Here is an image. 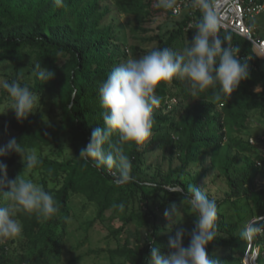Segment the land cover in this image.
<instances>
[{"label":"trees","instance_id":"obj_1","mask_svg":"<svg viewBox=\"0 0 264 264\" xmlns=\"http://www.w3.org/2000/svg\"><path fill=\"white\" fill-rule=\"evenodd\" d=\"M156 3L64 0L63 7H57L53 0H0V70L7 81L19 78L41 98L39 109L22 123L14 112L5 116L13 137L35 149L42 161L27 178L49 191L59 208L47 221L35 214H18L23 224L20 245L29 247L25 249L30 253L25 257L28 263L42 261V256L31 254L34 252H58L60 258L63 253L80 250L97 224L99 230L109 231L107 246L99 242L92 252L102 256L106 264H147L152 244L144 233L149 232L165 253L169 251V236L174 235V231H166L169 222L163 213L172 202L180 204L181 194L165 189L186 192L189 184H195L218 206V235L207 245L209 256L220 258L222 264H247L244 254L251 250L237 234L248 221L264 223V165L257 163L264 154L249 142L252 122L259 117L264 122V59L255 53L250 40L221 28L222 34L231 36L230 43L239 47L240 58L247 60L250 71L230 98L215 101L212 90L193 98L187 84L176 79L158 86L161 103L154 109L152 137L140 148L124 146L132 161V182L117 185L106 170L79 158L93 129L103 125L100 82L114 66L131 58L130 48L133 53L165 47L181 51L192 38L201 17L198 9L176 16ZM115 13L131 17L126 28L121 30L116 18L109 17ZM157 18H163V23L156 34H140L148 33L150 29L144 24ZM250 24L264 39L260 27L252 21ZM131 38L139 43L131 44ZM142 43L154 46L143 48ZM36 62L54 70L55 77L46 84L37 79L33 75ZM156 150L162 152L163 161L155 164L150 161ZM241 156L244 159L239 161ZM0 161L7 164L10 179L23 169L16 153L0 157ZM217 170L227 185L220 190L221 196L212 190L216 180L206 182ZM119 203L124 204L122 213L112 207ZM187 211L185 205L179 219H184L181 226L187 229L189 225L190 231L195 216ZM75 222L79 223L78 241L69 249L73 241L69 243L67 236L75 235L70 230ZM7 242L0 243V264L23 261L17 248L15 254H7ZM188 243L185 236L184 245ZM252 244L261 248L256 264H264V234Z\"/></svg>","mask_w":264,"mask_h":264},{"label":"clouds","instance_id":"obj_2","mask_svg":"<svg viewBox=\"0 0 264 264\" xmlns=\"http://www.w3.org/2000/svg\"><path fill=\"white\" fill-rule=\"evenodd\" d=\"M53 3L63 7L64 0H53ZM176 3L177 0H157L156 6L175 12ZM191 6L199 10L201 17L194 25L187 46L181 51L157 48L139 58H129L114 66L100 82L99 103L103 109V125L93 129L88 143L80 149L79 158L91 162L98 169L106 170L114 177L117 185L134 180L132 161L125 153L124 146L135 144L140 148L152 137L154 109L161 103L156 93L162 82L167 85L174 79L184 81L193 98H200L202 93L212 90L215 101H221L225 97L230 98L241 82L250 76L249 64L246 59L240 58L239 47L230 43V35L221 33L222 22L217 0H191ZM33 75L46 84L55 77V71L36 62ZM2 87L10 102L7 110L0 111V114L11 109L17 121L22 123L39 109L41 98L28 84H22L19 78L11 82L5 80ZM249 142L264 154V148L260 147L264 145V135H253ZM12 153L20 156L23 169L14 179H10L7 164L0 161V243L8 241L4 245V250L9 251L7 254H15L14 249L17 248V255L23 261L13 260L14 264H33L25 261V257L30 254L25 249L29 247L23 243L20 245L23 224L17 216L35 214L39 220L47 221L58 213L59 208L49 191L27 178L42 163L36 150L12 137L6 145L0 146V157ZM257 163L263 166L264 157ZM165 190L181 194L180 204L172 202L163 213L169 222L166 231H174V235L169 236V251L165 253L149 236V232L144 233L152 244L147 264H222L220 258L210 257L206 251L207 245L218 235L216 200L210 199L205 190L195 184H189L186 192L182 188ZM185 205L187 214L195 216L190 231L181 226L184 219H179ZM112 207L121 213L124 211L123 203L113 204ZM262 234L264 223L251 220L241 226L237 235L251 244ZM185 236L189 237L187 246L184 245ZM66 253L60 258L58 252L53 255H48V252L31 254L42 256L39 258L42 261L34 264H64ZM257 258L258 254H251L253 262Z\"/></svg>","mask_w":264,"mask_h":264},{"label":"rangeland","instance_id":"obj_3","mask_svg":"<svg viewBox=\"0 0 264 264\" xmlns=\"http://www.w3.org/2000/svg\"><path fill=\"white\" fill-rule=\"evenodd\" d=\"M115 17L116 18V22L119 24V26H121V30L123 28H126L129 19L131 18L130 16L124 15V14H119V13H115V14H111L109 15V17ZM252 23L255 25L257 24L260 27L261 33L264 35V10L262 12H260L259 14L255 15L254 17L251 18ZM163 23V18H157L155 20H151V21H147L144 26H146L147 28L150 29V31L148 33L140 31V34H145L146 36H150L152 34H156L154 32H157V28L158 25ZM131 44L133 43H139L138 41H135L133 38H131L130 40ZM141 46L143 48H147L151 49L154 44L153 43H142ZM146 53H143L142 51L140 52H136L133 53L132 49L130 48V55L131 58H139L142 55H144ZM257 54L259 55L260 58L264 59V55H262L260 52H257ZM6 80V77L2 74V70H0V100H2V103L0 104V111H6L7 107L9 105L10 102V98L8 95H4L3 93V87H2V83ZM8 112H14L13 110H8ZM7 114H0V146H4L8 143V141L13 137L14 131L11 130L8 126L9 124V117H6L5 115ZM8 116V115H7ZM261 118L259 117L256 118V120H254L252 122V125H250L249 128V138L251 136H260V135H264V122H262L260 120ZM251 124V123H250ZM261 148H264V145L260 146ZM254 150V148H253ZM71 154V152L69 153V155ZM162 152L159 150L155 151V154L151 157L152 160L150 162L153 163H159L162 162L163 159L161 157ZM244 156H241L239 158V161L243 160ZM149 162V163H150ZM244 162V161H243ZM240 163V164H243ZM168 166V162L165 163V168H167ZM155 168V167H154ZM214 180H216L215 184H212V190L215 194L218 195H223L222 192H220V190L225 189L227 187V185L225 184V181L222 177V175H220V172L217 170V172L212 173V176L208 179H206V182H213ZM202 181H200L201 183ZM37 183V182H36ZM79 226V223L75 222V223H71L70 226V230L73 231L75 233V235H73L72 237L67 236V238L69 239L68 242H72L69 245V249L72 247L73 244H76L78 241V236H77V227ZM189 228V225L187 227V229ZM107 233H109L108 230H106L105 228H102L101 230H99V226L96 224L93 226L92 230L90 231L89 235V239L85 241L84 245L81 247L80 250L77 251H68V253L65 254L64 256V264H106V260L102 257V256H98L96 255V253L94 254L92 252V249L98 246V243H101V246H107L106 245V235ZM114 244V242H113ZM250 252V251H249ZM81 254H85L84 257H81L80 260H77L76 257L78 255ZM245 256V260L246 258H251V256L249 255L248 252H245L244 254ZM70 259L72 260V262H70Z\"/></svg>","mask_w":264,"mask_h":264},{"label":"built area","instance_id":"obj_4","mask_svg":"<svg viewBox=\"0 0 264 264\" xmlns=\"http://www.w3.org/2000/svg\"><path fill=\"white\" fill-rule=\"evenodd\" d=\"M190 6L191 0H177L175 12L169 11L176 16L182 15L185 10L193 14L197 9L193 7L190 9ZM217 7L222 22L221 28L231 30L250 40L253 43L255 53L257 54V52H260L264 55V39L256 34L255 28L250 24L251 18L264 10V3L261 2V0H217ZM193 25L194 22H192L189 27ZM252 243L249 244V249L251 250L249 255H259L261 248H253ZM262 250L264 254V248ZM256 263L257 260L254 264Z\"/></svg>","mask_w":264,"mask_h":264},{"label":"water","instance_id":"obj_5","mask_svg":"<svg viewBox=\"0 0 264 264\" xmlns=\"http://www.w3.org/2000/svg\"><path fill=\"white\" fill-rule=\"evenodd\" d=\"M255 262V261H254ZM254 262L252 261V259L251 258H246V263L247 264H254Z\"/></svg>","mask_w":264,"mask_h":264}]
</instances>
